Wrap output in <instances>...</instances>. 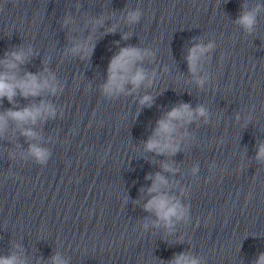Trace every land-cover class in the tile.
<instances>
[{
  "label": "clouds",
  "instance_id": "1",
  "mask_svg": "<svg viewBox=\"0 0 264 264\" xmlns=\"http://www.w3.org/2000/svg\"><path fill=\"white\" fill-rule=\"evenodd\" d=\"M262 11H264L262 3L257 2L251 7L247 2L242 3L241 12L234 22L246 33L252 34L258 22V15ZM141 15L139 9L129 10L126 12L125 20L129 25L136 24L140 21ZM63 23L69 25L72 23V18L66 16ZM89 23L92 25V31H96L98 27L103 26L104 19L103 17L92 18ZM116 28V25L107 28L104 35L114 33ZM130 35L131 33H124L121 39L127 40ZM95 46V41L89 36L83 41L74 42L67 52L79 56L80 59L90 60ZM214 47L212 42L207 44L197 42L187 49L185 60L188 71L200 87H203L207 77L201 78L197 76V73L202 62L207 58V54ZM33 55L35 53L32 47H18L7 51L0 59V109H2L0 110V138L5 137L10 127L12 138L19 131L29 142L27 151L22 153V156L31 157L37 163L45 164L51 153L49 149L40 145L39 141L42 137L39 132L34 130L33 126L38 123L43 124L57 116L55 105L43 97L45 94L57 95L62 91V86L55 74L47 68L38 73L22 71L21 66ZM152 58H154V53L148 48L132 45L119 47L118 52L113 54L108 62L106 80L100 86L102 95L109 99H115L121 95L130 96L141 87L151 88L156 73L155 71L149 72L142 65L145 60L151 61ZM36 98L41 99L36 102ZM5 99L11 107L3 108ZM20 100L29 101V103L21 105ZM138 104L141 108H151L154 104V96L150 93L143 94L140 96ZM136 115H139V111ZM201 118L205 123L208 122L209 112L204 105H198L196 108L184 102L174 105L156 120L151 135L147 140L142 141L143 152L167 158L175 156L181 151V142L189 135L186 126ZM239 118L237 115L238 120ZM181 129H185V131L182 132ZM255 159L264 163V141L257 143ZM159 164L160 171L145 176L146 180H151V185L147 188L141 187L139 191L142 194V200L147 198L143 203L144 211L152 213L156 217L151 221L152 226L157 228L162 226L171 232L177 222L188 220L189 206L183 204L180 197L172 193L176 182L165 175V173L175 175L179 168L170 159L161 160ZM197 171L198 167L194 166L192 172L196 173ZM184 191L183 188L180 189L181 195L184 194ZM134 203H140V201L137 200ZM148 226V222L143 224L145 230ZM13 248L15 250L9 255L0 256V264H28L23 255L24 249L19 244H13ZM49 264H68V261L59 252H56L50 257ZM167 264H202V260L190 253L181 252L174 254ZM253 264H264V251L257 255Z\"/></svg>",
  "mask_w": 264,
  "mask_h": 264
}]
</instances>
